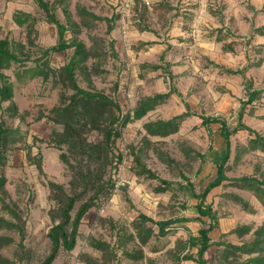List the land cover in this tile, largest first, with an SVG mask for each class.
Returning <instances> with one entry per match:
<instances>
[{"label": "rangeland", "instance_id": "rangeland-1", "mask_svg": "<svg viewBox=\"0 0 264 264\" xmlns=\"http://www.w3.org/2000/svg\"><path fill=\"white\" fill-rule=\"evenodd\" d=\"M44 1L56 6L58 20L67 27L65 41L77 38L89 51V60L76 70L78 85L117 103L120 119L126 115L132 119L108 149L103 134L106 118H93L80 109L53 113L56 108L66 109L75 94L65 71L74 49L47 55L46 50L57 47L60 39L37 1L0 0V41H7L19 59L1 71L13 97L0 102L7 192L3 199L19 219L3 210L0 199V220L24 229L21 233L0 227V236L12 239L0 249V264H44L50 255L49 233L60 221L58 202L63 199L51 183L76 198L73 218L87 201L95 200L82 219L74 250H61L52 264H197L184 257L198 252L188 242L190 236H199L202 227L194 221L199 217L198 202L179 191L178 185L187 184L184 175L194 191L202 193L215 179L225 151L220 125H211L210 135L201 116L223 117L233 128L244 108L243 123L264 134V94L243 107L250 84L264 89V37L253 33L255 23L250 24L245 15L241 20L248 28L237 25V15H230L227 26L223 20L221 28H205L200 13L183 10H195L199 0L188 1L187 6L184 0H133L124 20L119 15L121 0ZM84 10L101 19L88 17ZM17 12L31 14L36 21L20 27L13 19ZM170 87L180 94L133 119L141 100L167 93ZM188 109L192 115L175 134H147V123L172 119ZM250 138L248 131L231 137L226 175L264 182V153L242 149ZM136 156L159 179L138 175ZM160 179L172 182L175 190L158 193ZM263 202L264 195L258 198L230 181L208 195L206 205L218 219L206 253L209 264H225L226 245L240 246L253 239L254 231L264 224ZM142 215L155 222L192 221L175 224L161 237L155 224L139 221ZM202 221L208 223L207 218ZM247 226L252 229L249 235L237 232ZM236 256L231 260L250 258L240 252Z\"/></svg>", "mask_w": 264, "mask_h": 264}, {"label": "trees", "instance_id": "trees-1", "mask_svg": "<svg viewBox=\"0 0 264 264\" xmlns=\"http://www.w3.org/2000/svg\"><path fill=\"white\" fill-rule=\"evenodd\" d=\"M39 8L44 11L46 16V21L56 26L59 34L60 43L57 47L50 48L46 50V54L51 52H61L67 49L73 48L74 55L71 60L65 67L67 73V79L70 82L71 88L74 90L75 94L73 95L72 101L66 109L56 108L53 110V113L61 112H74L78 109L84 112H91L93 118H106L107 127L103 130L104 134V146L109 149L115 143V140L120 137V129L124 127L131 119V115H126L120 119L122 114L121 107L115 103L110 98L106 97L101 93H92L82 89L76 79V70L81 65L85 64L89 60V51L87 50L85 44L82 41H79L77 38H74L71 42L65 41V35L67 27L62 24L56 15V6L54 4H49L44 0H36ZM64 2L65 0H59V2ZM85 15L95 20H100L98 16L93 13H88L84 10ZM13 19L15 23L23 27L29 21L35 22L36 19L27 13L17 12L14 14ZM110 22V21H109ZM113 28L110 27L109 31ZM253 33L256 35L264 36V26L256 28L253 30ZM19 59L16 54L12 53L9 49V43L7 41H0V102L10 101L13 97V89L11 84L3 82L5 80L4 74L1 73L2 70L8 68L12 62H18ZM154 70L161 69L159 66H153ZM231 74L241 73L240 71L234 72L230 71ZM171 74L169 77L171 78ZM173 94H180L175 87H170L169 91L164 94H156L152 97H147L141 100L138 107L134 111L133 119L139 120L146 116V114L154 110L157 106L164 104ZM264 94V89H255L252 84L249 85L247 90V101L243 102V107L250 105L260 99ZM189 109L176 117H173L169 120H157L154 122H149L145 125V130L150 136H160L167 137L172 134H175L181 124L191 116ZM244 117V108L239 111L237 118V125L231 127L228 125L227 120L220 116H201L203 126L208 130L209 134L212 135L210 126L213 124L220 125V133L225 141V151L221 156L220 163L217 165L216 177L215 179L208 183L202 193L197 194L194 191V186L192 182L183 175V179L187 182L186 185L179 184L178 190L182 192L189 193L194 199L197 200L196 210L199 215L198 218L194 221L202 223V227L199 229L198 237L190 236L188 242L191 247H197L198 252L196 256L187 255L184 257L185 261H193L197 264H209L206 259V253L211 247V237L210 234L218 228V219L215 215V212L210 206L206 205V199L208 195L217 187L221 186L224 182L230 181L234 185H237L243 189L253 192L258 198H261V195H264V182L259 181L255 177L244 176L241 178L229 179L226 175L227 165L231 159L232 154V143L231 137L240 131H248L250 134V140L248 145L243 149L244 152H263L264 153V134L257 132L256 130L248 127L243 123ZM96 120V119H95ZM5 133L4 130L0 132V199L2 200L3 210L12 213L15 218L19 219V216L13 208H11L3 199V196L7 194L5 189L6 179L3 176L2 169L5 165V156L3 152L2 144V134ZM95 147V146H93ZM196 156L205 159V156L200 153H196ZM135 163L138 166V175L146 176L149 179H159L154 172L148 169L141 161L140 157L136 156ZM41 169V166H40ZM160 185L156 189L158 193H166L168 191H174L175 188L173 183L167 180L160 179ZM51 187L58 190L62 195L63 199L58 202L59 210V223L52 227L49 233V238L52 243L51 253L44 262V264H52L56 259L61 250L72 251L76 246V241L78 237V230L81 225L82 219L88 213V211L94 206L95 200L87 201L78 211L75 218L72 217V211L74 210L76 204V198L68 196L63 187L54 183H51ZM100 193V192H99ZM98 196V193L96 194ZM234 200L242 203L245 209L248 208V204L243 201L242 198L234 196ZM264 203V202H263ZM203 218H207L208 223L203 222ZM143 222H151L158 227V235L165 237L169 234L172 227L177 223H186L192 220L190 219H170V220H161L155 222L154 220L142 215L140 220ZM0 227L7 228L9 230H18L23 232V226H20L19 223L8 222L4 219L0 220ZM237 229V232H242V235H249L252 232L250 227H244ZM150 233H153V230H150ZM12 239L4 236H0V249L7 247L11 244ZM244 253L250 256L245 262H239L237 259H232L230 257H237V253ZM225 264H264V224L254 231L253 239L249 242L244 243L240 246L236 245H226L223 256Z\"/></svg>", "mask_w": 264, "mask_h": 264}, {"label": "crops", "instance_id": "crops-1", "mask_svg": "<svg viewBox=\"0 0 264 264\" xmlns=\"http://www.w3.org/2000/svg\"><path fill=\"white\" fill-rule=\"evenodd\" d=\"M186 6L190 3V0H184ZM192 1V0H191ZM199 6L195 8L186 9L188 11H195L196 14H201L202 23L207 29H214L223 27L222 21L225 20V26L230 21V15H237V25L242 24L241 15H245L250 19V24L254 21L255 29L264 26V0H199ZM259 36V35H257ZM264 37V36H260Z\"/></svg>", "mask_w": 264, "mask_h": 264}, {"label": "built area", "instance_id": "built-area-1", "mask_svg": "<svg viewBox=\"0 0 264 264\" xmlns=\"http://www.w3.org/2000/svg\"><path fill=\"white\" fill-rule=\"evenodd\" d=\"M132 3H133V0H121L120 7H119V15L121 16L122 20H124Z\"/></svg>", "mask_w": 264, "mask_h": 264}]
</instances>
